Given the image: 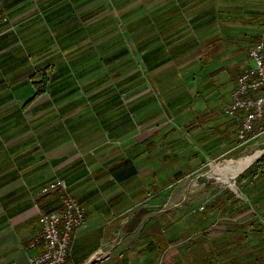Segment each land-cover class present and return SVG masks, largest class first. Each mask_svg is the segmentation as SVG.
<instances>
[{"label": "crops", "instance_id": "crops-1", "mask_svg": "<svg viewBox=\"0 0 264 264\" xmlns=\"http://www.w3.org/2000/svg\"><path fill=\"white\" fill-rule=\"evenodd\" d=\"M2 4L11 26L0 30V264L41 253L29 244L40 213L60 212L62 196L34 194L56 176L85 207L70 259L144 264L124 250L104 263L95 255L145 197L240 143L222 108L264 39V0ZM35 68H46L40 84ZM254 167L245 177L259 178L252 199L264 213V169ZM263 221L257 234L214 240L218 263L264 264Z\"/></svg>", "mask_w": 264, "mask_h": 264}, {"label": "rangeland", "instance_id": "rangeland-1", "mask_svg": "<svg viewBox=\"0 0 264 264\" xmlns=\"http://www.w3.org/2000/svg\"><path fill=\"white\" fill-rule=\"evenodd\" d=\"M46 73V68H35L31 78L40 84L44 82ZM258 149H262V153L253 162L236 176L224 179L222 166L253 154ZM263 151L264 132H257L219 156L205 157L204 162L192 171L186 173L184 170L182 176L152 192L127 212L125 216L128 220L101 248L108 257L99 261L107 262L124 250L131 257L136 255V259L140 258L144 264L150 259H155V264H220L211 252L214 240H229L230 231L236 238H242L247 232L257 234L264 220L263 210L255 204H259L258 201L252 199L258 196L259 178L255 177V172L245 177ZM233 196L240 199L233 200ZM251 201V210L240 211L242 207L248 208ZM210 209L216 211L210 212ZM236 221L239 224H235ZM153 235L156 236L157 248L153 246L151 250L141 253L139 250L147 245ZM142 238L146 239L140 241ZM220 260L223 261L222 258Z\"/></svg>", "mask_w": 264, "mask_h": 264}, {"label": "built area", "instance_id": "built-area-1", "mask_svg": "<svg viewBox=\"0 0 264 264\" xmlns=\"http://www.w3.org/2000/svg\"><path fill=\"white\" fill-rule=\"evenodd\" d=\"M8 12L0 0V30L10 25ZM250 60L243 67L230 98L222 111L237 123V137L243 143L264 132V39L256 41L250 48ZM59 190L62 209L42 210L40 213L41 234L35 236L30 245H40L41 253L32 259L33 264H76L70 259V248L77 228L85 221V207L72 194L67 180L62 176L50 178L41 184L34 196ZM108 254L98 250L95 259H104ZM6 264H20L12 261Z\"/></svg>", "mask_w": 264, "mask_h": 264}, {"label": "bare ground", "instance_id": "bare-ground-1", "mask_svg": "<svg viewBox=\"0 0 264 264\" xmlns=\"http://www.w3.org/2000/svg\"><path fill=\"white\" fill-rule=\"evenodd\" d=\"M261 153H262V149H258L253 154H249V155H246L244 157H241V158H239L236 161H229V162H227L224 166L221 167L222 170H224V172H225V174L222 173V176L224 177L225 180H228L229 177L236 176L247 165H249L251 162H253V160L256 159ZM216 169L218 170L219 167L216 168Z\"/></svg>", "mask_w": 264, "mask_h": 264}, {"label": "trees", "instance_id": "trees-1", "mask_svg": "<svg viewBox=\"0 0 264 264\" xmlns=\"http://www.w3.org/2000/svg\"><path fill=\"white\" fill-rule=\"evenodd\" d=\"M257 167L259 170H261V169H264V153H263V155L255 162V164L253 165V166H251V169H253V167ZM250 169V170H251ZM180 175H178V176H176V178L177 177H179ZM230 194H232V193H230ZM235 195V194H234ZM221 198H222V196L219 198V199H217L218 201L219 200H221ZM236 200L237 199H240V198H235ZM234 199V196H233V200H235ZM236 202H234V203H232L233 205L235 204ZM231 207V206H230ZM246 209V207L244 208V207H242L241 209H240V211H243V210H245ZM210 212H213V211H216V210H209ZM260 256H258L257 257V260L256 261H258V264H262V261H260ZM150 264H155L154 262H151Z\"/></svg>", "mask_w": 264, "mask_h": 264}]
</instances>
